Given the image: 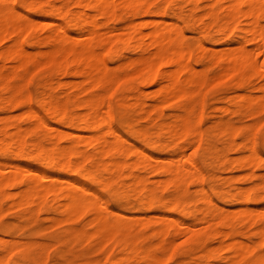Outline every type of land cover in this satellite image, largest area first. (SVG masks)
<instances>
[{
	"label": "bare ground",
	"instance_id": "bare-ground-1",
	"mask_svg": "<svg viewBox=\"0 0 264 264\" xmlns=\"http://www.w3.org/2000/svg\"><path fill=\"white\" fill-rule=\"evenodd\" d=\"M56 1H61L62 8L50 9L49 13L44 15L66 19L68 26L76 32L75 35H70L65 29L62 31V24H58L57 29L54 24L55 31H49L45 37L37 35L36 27L31 31L33 33L28 35V39H24V36L20 35L18 20L5 19L3 14H0V41H11V44L0 52V60L10 63H2L0 66V110L25 108L18 116H1L0 145L14 142L23 150L22 156L29 155L35 163L42 166L32 171L28 166L19 164L17 160L22 156H0V217L4 211L3 203H8L7 210L18 212L17 219L20 220L8 223L0 219V241H9V238L20 235L28 227L38 229L37 222L44 215L42 220L49 221L52 227L61 228V232L52 237L50 244L55 250L56 259H66V255H73L74 248L84 244L95 250L110 245L111 248H117V259L113 264H159L154 257L163 255L164 250L170 252L181 239L180 244L184 245V249L180 251L179 264H244L247 260H252V264H261L264 261V256L261 255L264 251V227H261L264 217L260 214L264 212V197L258 193L264 187V173L254 172L259 168L256 165L259 164L260 158L252 157V149L248 147L239 158L230 159L226 155L220 158V151H217L209 140L210 137L219 135L224 138L228 148L239 150L242 144L235 143V133L241 131L240 126L212 121L203 130L200 125V109L198 110L196 105L184 103L173 118L161 121L154 131L143 127L139 129L138 138L131 137L133 141H143L145 148L140 149L147 153V157L139 155L133 159L132 153L125 154V149L119 146L116 134L105 135L100 132L101 128H107L115 122L109 119L105 124L102 117H108V112L102 111L99 115L97 112L102 105L111 104L116 111L125 113L130 121L127 127L139 128L131 123L130 118L135 113L139 114L140 120L145 118L155 121L157 119L154 115L160 110L161 103L182 99L189 102L194 95L193 89L199 91L210 80L214 82L233 73L237 74L233 76L236 83L241 84H244L250 75H258L263 81L261 94L254 96L249 92L240 93L231 99L232 109L230 106H222L216 108L217 111L224 109L222 112L231 111L244 117H253L256 113L264 111V73L260 71L259 66L252 68L249 62L251 53L258 48H264V40L260 39V5L264 2L206 0L201 6L199 3L202 0H188V17H197V21L202 24L204 18L209 20L206 25L204 23V30L214 26L215 33L222 35L225 30L235 27L239 39L234 48L216 50L198 41L197 46L191 50L186 46L188 44H185L184 39L175 34L178 19L186 22L184 31L189 22L182 18V14L169 15L174 0H49L53 4H56ZM20 2L34 3L35 0ZM149 3L164 4L165 7L157 8L156 11L145 7L141 11L140 6ZM70 5L76 9L74 12L68 9ZM169 5L171 7H168ZM240 5L255 7H250L247 12L241 14ZM181 12L182 10L179 11ZM122 13L131 16L128 24L116 29L102 28L100 19L118 20L121 19ZM148 16L151 18L147 19ZM47 25L53 24H43L44 27ZM13 32L16 36L12 35ZM247 37H253V41H249ZM13 40L16 41L15 44L12 43ZM246 42L253 43V47L246 48ZM27 46H46L48 49L33 53L27 50ZM127 48H131L137 56L110 68L108 60L119 57L120 51ZM205 51L212 52L209 64L218 68V73L211 77L200 71L201 69H195L192 63L193 54L196 60L202 63ZM251 59L255 61L258 58L253 55ZM46 65L54 66L56 74L79 79L74 83L72 80L71 83H58V86L81 89V93L58 96L52 93L48 85H44L49 91L38 92L40 100L33 104L29 96L24 95L27 92L26 85L15 84L14 80L25 78V83L30 69H40ZM40 73L42 75V72ZM131 77L135 79L132 80ZM121 80L128 81L130 88L126 95H118L113 104V100L107 99L106 92V95L84 93L88 89L100 87L107 88L108 92L114 91ZM35 83H38L37 80ZM136 83L145 87L159 84L151 104H147L140 94L132 91V86ZM17 97L21 99L17 101ZM199 97L198 102L201 101V95ZM45 104L49 107L45 108ZM57 111L59 117L53 118L50 113ZM158 117L162 118L161 112ZM190 121H194V124H190ZM253 126L252 131L255 129ZM123 130L125 126L119 124V131ZM201 137L202 151L207 153L209 160L223 166L224 170L249 168L252 171L242 178L255 179V183L250 187H236L232 191L224 192L215 186H211L209 190L204 189L206 178L201 169L193 168L191 163L185 167V161L191 157L185 156L187 146L201 144ZM146 140L155 143L149 145L144 142ZM132 145L137 144L132 142ZM171 146L175 150L166 158V155L160 158L148 152V149L156 152ZM41 156L51 162H39ZM61 161L59 167L54 166ZM85 169L88 176L99 175L106 187L117 189L121 198L115 201H128L138 205L143 212L157 208L163 214L142 216L136 221V217L134 219L109 208L102 209L99 205H93L84 199L83 192L77 194V189L73 187L74 184L83 187L90 183L92 187L87 186L88 189L98 188L100 181L94 183L80 175ZM26 172L31 175H26ZM149 175L153 176L154 180L151 181ZM232 179L234 178L230 176V180ZM192 182L200 189L196 190L193 197H188ZM10 188L16 191H7ZM253 188L255 192L252 191ZM168 189H172V192L165 196ZM214 195L223 201L236 202L238 207L235 210L224 209L214 203ZM252 204L260 206L253 207ZM84 217H89L85 223ZM182 218H194L199 225L194 226ZM80 220H83V223L74 226ZM152 224L154 227L150 231H142ZM251 228L253 232L249 235L247 230ZM10 241L15 242L11 239ZM184 241L187 243H183ZM15 243L20 247L31 246L28 242ZM8 246L11 247V244ZM47 246L39 244L40 250ZM4 247L5 245L0 243L1 253ZM34 259L39 262L45 260L35 256Z\"/></svg>",
	"mask_w": 264,
	"mask_h": 264
},
{
	"label": "rangeland",
	"instance_id": "rangeland-1",
	"mask_svg": "<svg viewBox=\"0 0 264 264\" xmlns=\"http://www.w3.org/2000/svg\"><path fill=\"white\" fill-rule=\"evenodd\" d=\"M256 1H258V2L263 1L264 2V0H256ZM173 2L174 3L172 5V8L169 10L168 13H171L170 15H173V16H178L179 14H180L179 16H181V14H182V18L183 19L186 18L187 21L189 22L188 28L186 27L187 31L185 30V32H187L189 34V39L184 40V42H185V44L186 43L188 44L186 46H188V48H190L191 50H193L197 46L198 41L202 42L204 44V46H206L208 48L212 46L216 50H218V49L224 50L227 48L229 49V47L234 48L238 45L237 41L239 39H238L237 31L232 32L231 29H228L227 30L229 32L228 38L217 39V37H220L222 35H218L215 33L216 28L214 26L211 29H207V30H204V28H203L204 23L206 25L209 22V20L207 18H204V20H203L204 22L202 24V23H200L201 21L200 22L197 21V19H198L197 17H195V18L188 17V13H189V11L187 12V9L189 7L188 0H174ZM203 2L205 3L206 0H202V2L199 3V5L202 6V4H204ZM56 4L61 5L62 3H61V1H56ZM68 9L71 12H74L76 10L72 5H70L68 7ZM180 10H182L181 13H179ZM29 15L35 20V22L37 21L38 25H37L36 33L38 36L45 37V35H47V33L49 31L53 30L52 32H54L55 29H53V28L56 25V29H57L58 24H62L63 26H65L64 29L70 35H75V33H76L72 27L68 26L66 19H62L58 16L49 17V16H46L43 13H39V12H31V13H29ZM150 18H151V16L147 17V19H150ZM130 20H131V16L129 14L122 13L121 19L110 20V21L107 19H100V22L102 23V25H103L102 28H104V29H116V28H121V26H125L126 24L129 23ZM178 21L181 22L180 19H178ZM43 22L44 23H47V22L50 23L51 22V24H53V25H51V26L47 25L48 26V29H47V26L46 27L43 26V24H44ZM66 25H67V27H66ZM32 33L33 32H31V34ZM83 41H85V40H83ZM79 42L82 43V41H79ZM10 44H11V41H9V40H6L5 42L0 43V52L3 51L6 47H8ZM245 46H246V48L251 49L253 47V43L246 42ZM27 48H28L27 50H29L30 52H33V53L45 51L48 49V47H46V46H37V48L34 46H27ZM100 50H102V49H100ZM210 53H212V52L211 51L203 52V55H202L203 62L202 63H200L198 60H196V57L194 56V54L192 55V63L195 65V69H198V71L201 69L200 71L207 73L209 75V77L218 73V68L209 64V57L211 55ZM136 56H137L136 52L132 51L131 48L130 49L127 48V49H124V51L123 50L120 51L119 57L108 60V65H109V67L111 66L110 68H115V67L119 66L120 64L128 61L130 58H134ZM2 63H5V65H10V63H8V62H3L2 60H0V66ZM197 64H198V67H197ZM203 68L205 69V71ZM32 70L33 69H30V71H29L30 75H29V73L26 75V77L28 76L27 82L24 83L25 78H23L24 80L22 79L23 81L21 79L20 80L19 79L14 80L15 84L19 83L21 85L22 84L26 85L25 87H26V91H27L29 88L28 81L31 79L32 84L30 86L31 87L30 95L32 97L36 96V95H34V93L37 94L38 92H40L42 90L43 91L44 90L49 91L48 89L44 88V85H48L50 90H52V93L54 95H58V96H65L67 94H69V95L77 94V93H81V91H82L81 89L76 90L70 86L60 88L58 86V83H66V82L68 83V81H69V83H71L70 82L71 80L74 83L76 81L78 82L79 79H75V78H72V77L67 76V75L63 76V75L56 74L54 66H49V67L45 66V67H42L40 69H34L33 72H32ZM162 70H163V68H162ZM40 72H42V75ZM33 73H36V75L33 76ZM249 77L250 78H248L244 84L236 83V79H235V77H233L232 80H228L226 84L222 85V87L220 89H217V90L214 89V91H212L211 93L208 92L209 96L207 95L205 97L203 93L207 92V89L210 88L212 83H215V81H216V80H214V82H213V80H210L208 83H206V87H204L205 86L204 85L199 91H196V92H199L201 95V101H200L201 103L198 102V100L200 99V97H199L200 95L198 97H194V95H193V98L189 102L182 99V100H172V101L167 102V103H161L160 104L161 105L160 110L155 112V115H154V117L157 120L152 121V120H146L145 118L140 120L139 114L135 113L133 116L131 115L132 117L130 118L131 123L133 124L132 126L137 127L140 125H144L145 127H147L149 129V131H154L156 129L157 125H159L161 123V121L169 120V119L173 118V115L178 113L181 105H183L184 103H188L189 105H191V104L196 105V108L200 109V110L199 109L198 110L201 111V119H200L201 129L204 130L209 122L214 121V122H218V123L221 122L223 124L227 123V124L240 126L242 134H245L249 131L248 125H252L251 124L252 121L249 119V116L244 117V115H241L238 113H232L231 111L222 112V111H224V109L222 111H220V110L217 111L216 108H222V106L224 108H226V107L230 106L232 109L233 106H231V104L233 101H231V99H233L235 97V95H238L240 93L249 92L252 95L254 94V96H257V94L260 95L261 94L260 93V87H261V85H263L262 79L258 75H255V76L250 75ZM226 78H222V79L219 78V80L217 79V81L225 80ZM42 79H43V81H42ZM36 80L38 83H35ZM158 87H159L158 83L146 85V87L145 86H138V84L136 83L132 86V88H133L132 91L134 93L137 92L135 94H140L141 98L147 104H151L152 101L154 100L153 98H154V95L156 93V90L159 89ZM128 88H130V84H128V83L123 84V86L121 85V87L118 89L119 91L115 90L116 89L115 88L114 90L116 92V95L112 96V98L113 97L114 98L110 100V101L113 100L111 103L113 104L115 102V100L117 99L116 97L118 95H120V94L126 95ZM141 88L143 91L141 90ZM108 91L109 90H107V88L100 87V88L92 89V90L88 89L84 93H86V95H91L94 93H101L103 95L107 94L106 96H108L112 92V91H110V92H108ZM141 91H142V93H141ZM105 92H106V94H105ZM205 103H206V105H205ZM198 104H200V107H198ZM165 105H167V108L164 107ZM24 109H25L24 107H19V108H12L9 110H0L1 111L0 112V119H1V116L3 118L11 117V115H13V114H14L13 116H18L19 114L22 113V111H24ZM113 109L116 111L115 107ZM203 109H205V111H203ZM163 110L165 112H163ZM160 112L162 114V118L158 117V114H160ZM261 112H264V111H261ZM261 112L256 113L252 117L256 120V125L259 122L264 123V121L261 122L259 119V113H261ZM136 117L138 118V120ZM114 122H115V123H113L114 127L116 129H119V123L116 122L115 120H114ZM53 125L54 124H52V126ZM0 126H1V121H0ZM255 128H256V126H255ZM65 130L68 131V129H65ZM123 131H122V133L124 135H126V136L129 135V133H127L125 130H123ZM254 133H255V129L253 130V134ZM211 134L213 135V132ZM237 138L239 139V137H237ZM237 138H236V140H238ZM130 140L132 142L136 143L137 145H139L140 148H145L143 141H141V140L133 141L131 136H130ZM209 140L212 143V146H214V148H216L217 151H220V158H223L224 155H226L230 159L239 158L245 152L246 145L244 144V142L240 143V144H242V147L239 150H235V149L228 148L224 138H222L219 135H214V136H212V138L210 137ZM188 141H189V139L185 142V144H187ZM191 146H187V149H186L187 153L190 150L189 155H191V149H189V148H193V146L192 147ZM174 150L175 149H173L171 146L167 149H164V150L161 149V150H158L156 152H153L152 150L148 149V152H152V153L156 154L157 156H159L160 158H163L166 155L164 157V158H166L169 154H172ZM165 151H166V153H165ZM20 158L24 159V160H21ZM20 158L17 161L23 167L28 166L32 171L42 168V166L40 164H38L37 162L35 163L29 155H24ZM214 162L215 161H213V160H209L208 164H204V162L201 161V167H203L205 169V171H202V173L205 175V178H206V181L203 185L204 189H206V186H207V190H209L211 186H215L219 191L224 192V191H228V190L232 191L233 188H236V187H242V188L243 187H250L255 183V179L242 178L246 174L250 173V171H252L249 168H233V169H225L224 170L223 166H220V165H218V163L216 164V162L215 163ZM254 172L256 174H261V173H264V170H262L260 168H256L254 170ZM230 176H231V178H234V179L230 180ZM237 177L241 178V179H235ZM149 178L151 181L154 180V177L151 175H149ZM212 178L214 180H212ZM223 178H224V180L222 181ZM221 182L223 184H219ZM192 183L189 186V191L187 193L188 197H193L195 195L196 190L200 189V187L197 186L194 182H192ZM86 184L88 187H92L90 183H86ZM205 184H206V186H205ZM224 189H226V190H224ZM7 191L14 192L16 190L14 188H10V189H7ZM171 192H172V189H168L167 191H165L164 195L168 196ZM213 199H214L215 204H217L218 206H220L224 209H227V210H231V209L235 210L238 207L236 202L223 201V200H221V198H218L216 195L213 196ZM130 201H132V200L130 199ZM220 203L223 206H221ZM50 205L51 204L49 203L48 206H50ZM252 206L258 207L260 205L252 204ZM108 208H109V210H113V211L118 212L120 214H123L125 216H128V217L132 216V218L134 217V219L136 217V219H135L136 221H137V218H140L142 216L143 217L144 216L153 217V216L163 214L162 211L157 209V208L143 212L138 205L135 206L134 204L128 203V201L110 200L108 202ZM190 208H192V207L190 206ZM7 209H8V203H3V210L4 211L2 214V217H3L2 220L4 222H8V223L19 222L20 220L17 219L18 212L8 211ZM43 217H44V215H42L41 220H39L37 222L38 224L36 227L38 229L34 230L31 227H28L26 229L27 231L24 230V232L21 233L20 235L18 234L17 236H13L12 238H9V240L11 239V240H14L15 242L21 241V242L31 243L30 248H31V251L34 253V256L39 257V258H45V260L40 261V264H46V262L49 260L59 261L60 264H100V262H101V264H103L102 261L103 262L109 261L110 264L111 263L113 264L114 263L113 261H116V259H117V248H111L109 245V246L105 247L104 249L95 250L94 248L93 249L88 248L85 244L81 245L80 247L74 248L75 250L73 252V255H71V256H69V254L66 255V259H56L55 250H53V248L50 247V244L52 243L51 242L52 237L55 235V233L57 234L58 232H61V228L52 227V225H50L49 221L42 220ZM88 218L89 217H84V223L88 220ZM183 220L188 221L190 223H193L194 226L199 225V224H196L197 222L194 220V218H190V219L185 218ZM82 223H83V220H80V221L76 222L74 224V226L81 225ZM48 224H49V226H48ZM153 227H154V225L152 224V225L148 226L145 230H142V231L143 232L144 231H146V232L150 231ZM40 228L43 230L40 231L41 230ZM200 229H198V230H200ZM247 232L250 235L253 232V229L251 228V229L247 230ZM1 237H2V235H0V238ZM6 239H8V238H6ZM33 242H35V243H33ZM180 242H181V239H179V245H181V246L177 250L178 254H176L173 257L172 264H177V261L181 260L180 251H182L184 249V245L182 243L180 244ZM40 243H43V244L48 245V246L44 250H40V248H39ZM177 243H178V241H177ZM109 248H111V249H109ZM107 250L109 252H111V254H112L111 256L106 255V253H108ZM49 251L51 252V255H49ZM0 253H1V250H0ZM53 255H54V257H53ZM99 255H101V256H99ZM51 258H53V259H51ZM174 258H176V259H174Z\"/></svg>",
	"mask_w": 264,
	"mask_h": 264
},
{
	"label": "snow or ice",
	"instance_id": "snow-or-ice-1",
	"mask_svg": "<svg viewBox=\"0 0 264 264\" xmlns=\"http://www.w3.org/2000/svg\"><path fill=\"white\" fill-rule=\"evenodd\" d=\"M62 6L56 5L53 3H50L49 0H35L34 3H21L20 0H0V14H3L5 19H16L19 22V27L21 28L20 35L24 36V39H28V35L31 34V31L37 27V23L35 20L29 15L31 12H39L43 14H48L50 9H54ZM148 7L151 8L152 11H156L157 8H164V4H157V3H149L145 5H141L140 9L141 11L143 8ZM168 7H171L170 5ZM250 7V5H240L239 11L241 14L247 12ZM261 9V36L260 39L264 40V4L260 5ZM171 13H169L170 15ZM184 21L176 23V31L175 34L180 37L181 39L188 40L189 34L185 32L183 29L185 27ZM61 30H64V26L61 25ZM232 32L236 31L235 27H232ZM13 36H16V33H12ZM229 36V32L225 30L222 34V36L217 37V39H226ZM19 37H17V40ZM249 41H253V37H247ZM0 43H3V41H0ZM13 44L16 43L15 40L12 41ZM7 46V45H6ZM23 51V49H21ZM107 55V53H105ZM257 57L255 61H252V56ZM249 62L252 68H255L259 66V69L262 73H264V48H258L254 53H251L249 56ZM46 67H49L46 65ZM161 67L163 65L161 64ZM159 71V69H157ZM36 73H33V76H35ZM237 75L236 73H233V75L228 76L225 80H220L215 83H212L211 87L207 89V92H204V96L206 97L208 95V92H212L214 89H220L222 85L226 84L228 80H232L233 76ZM247 75V71L245 73ZM130 79L134 80L135 77H131ZM128 83V81L121 80L120 84L116 85V89H119L122 84ZM31 84L32 80L30 79L28 81L29 88L27 92L24 93V95H28L30 101L33 104H36L39 102L40 97L37 94L34 98L30 95L31 93ZM99 87V85H97ZM206 87V85L204 86ZM194 93V97H198L200 95L199 92H196L194 89L192 90ZM101 93H96V95H100ZM116 92L115 90L112 91L108 96L107 99L110 101L112 99V96H115ZM21 98L17 97V101H19ZM17 101H13L14 103ZM167 107V105H165ZM45 108H48L49 105L45 104ZM102 111L108 112V117H102L105 124L108 123L109 119L115 120L121 125L125 126V131L129 133V135H124L122 132L119 131V129H116L114 125H109L107 128H101L100 132L108 135L109 133H113L117 135V140L120 142L119 146L123 147L125 149V154L132 153L133 159H136L139 155H145L147 157V153H145L143 150L140 149L139 145H132V141L130 140L131 137H139V129L145 127L144 125H140L139 128H133V127H127L128 124H130V121L126 118L125 113L115 111L113 109V106L111 104H108L107 106H101L100 109L97 112V115L100 114ZM53 118L59 117V111L55 113H50ZM249 119L252 121V125H248L249 131L245 134H242L241 131H237L235 135L239 137L238 140L235 141V143H241L244 142L246 147L251 148L252 152L250 155L252 157L259 156L260 161L259 164L256 165L260 169L264 170V123H259V126L255 128V133L253 134L252 126L256 124V120L249 115ZM259 119L260 121H264V112L259 113ZM66 122V121H65ZM190 124H194V121H190ZM192 129L190 128L189 131ZM196 131H199V129H195ZM145 143L151 145L154 144V141L146 140ZM203 144V137H201V144H194L193 148L191 150V157L185 161V167L191 163L193 168L200 167L201 171H205L203 167H201V161L204 162V164L209 163L207 153L202 151L201 145ZM23 150L16 144V143H8L5 142L3 145H0V156L8 155V156H22ZM189 154L186 152L185 156H188ZM39 162L45 163V162H51L47 161L43 156L39 158ZM106 162V161H105ZM61 162L55 163V167H59ZM73 163H76V161H73ZM87 169L80 172V175L84 177L85 180H90L92 182L100 181L98 184L97 189H88L87 186L80 187L77 184H74L73 187L77 189V194L80 192H83L85 194L84 199L92 203L93 205H99L102 209H108V202L110 200H117L120 199V193L117 191L115 187L112 186H105L104 182L102 181L101 177L99 175L95 176H88ZM26 175H31V173L26 172ZM207 174V173H206ZM207 190V186H206ZM255 192V189L252 190ZM259 196L264 197V187L261 188V191L258 193ZM256 198V197H251ZM87 211V210H86ZM86 214V213H85ZM255 215V213H253ZM262 217H264V212L260 214ZM3 217H0L2 219ZM261 227H264V224L261 225ZM0 243H3L5 245L4 250L2 253H0V264H40L39 261L34 259V253L31 251V248L26 247H20L18 244H16L13 241H0ZM35 243V242H33ZM183 243H187V241H184ZM11 244V247L8 245ZM181 245L177 244L175 247L171 248L170 253L167 250H164L163 255H156L154 259H156L159 264H172L173 257L177 254V249L180 248ZM107 247V245L105 246ZM49 255H51V252H49ZM106 255L111 256V252L106 253ZM262 256H264V251L261 253ZM254 259V257H253ZM46 264H60L59 261L56 260H49L46 262ZM103 264H110L109 261H104ZM177 264L179 262L177 261ZM244 264H252V260H247L244 262ZM261 264H264V261L261 262Z\"/></svg>",
	"mask_w": 264,
	"mask_h": 264
}]
</instances>
